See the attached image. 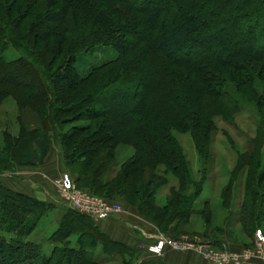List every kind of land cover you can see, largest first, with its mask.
I'll return each instance as SVG.
<instances>
[{
  "label": "rangeland",
  "instance_id": "rangeland-1",
  "mask_svg": "<svg viewBox=\"0 0 264 264\" xmlns=\"http://www.w3.org/2000/svg\"><path fill=\"white\" fill-rule=\"evenodd\" d=\"M36 1L0 0V26L2 25L6 29L0 31V38L6 37L5 31H8L9 27L18 26L12 22L14 17L16 19L21 18L22 23L25 25L19 32L14 30V33L19 39H26L30 26L35 24L33 23L35 20L42 17L36 14V7L34 6ZM45 1L49 3L51 0ZM59 1H64V4L60 6L51 5L52 9L57 10L66 7L70 8L68 12L73 9H76V12H74L72 18L66 12V19L70 22L68 26L71 29L69 35L67 33V35H64L65 28L63 26L57 27L55 29L56 34L50 41L55 43L57 39L67 37L68 42L80 44L79 54L77 55L79 57L76 63L80 72L89 70L93 65L103 61L117 58L121 54V45L108 46L107 41H103L102 44L95 43L101 30H104L103 36L105 38H111L108 39L109 42L112 39H118L121 43L120 40L131 39L132 31H135L137 36L143 37L146 33L144 29L147 20L146 11L151 5L156 2L164 4V21L171 18L173 13H177L178 7V5L170 4L171 0ZM70 3H72V6H70ZM106 10L110 12L108 11V13ZM26 13L27 15H25ZM40 20L42 22V18ZM40 22L39 25L32 26L35 32L33 36L41 34L47 26L57 24L56 19L50 22L43 21L41 24ZM161 33V30H157L154 36L150 37V40L141 44V47L127 52L128 57L124 59V62L122 61L121 66L117 67L119 79L138 76L139 73L135 72L136 69L133 65L140 61L139 58L142 56L146 61L145 64H142L144 68L146 64L147 66H154V61H147V58L148 56H160L156 52H152V49L155 48L152 41L160 37ZM257 36L254 45L247 43L253 51H258L261 47L259 42L264 39V32H260ZM204 39L205 36H201L199 40L202 43L206 40ZM235 41L234 38H231V46L224 51L225 56L233 51L232 47ZM6 42L5 47H0V58L14 61L23 57L33 62L37 67L40 60L39 56H27L15 42H9L8 40ZM51 42H42L40 46H52L51 48H53ZM88 43L95 47L86 48L85 46ZM200 46L197 43L192 47V50H196ZM70 52L71 50L65 49L63 53L69 54ZM23 67L17 71L14 69L15 75L22 72ZM38 69L42 81L34 84L35 87L28 92V95L31 94V98L24 95L22 99L23 95L21 93H18L20 96L18 97L7 90L0 91V181L13 191L48 204L47 209H45L46 213H44L38 225L33 228L31 234L28 235L29 241L32 240L33 244H38L39 249H42L43 253L46 254L50 252L54 245L63 246L61 240L51 241L50 238L59 228L68 229L71 226L69 222L73 216L68 213V210L73 208L63 201L56 184L59 179L69 176L78 190L95 195L105 201L119 203L122 206V212L119 215L127 216L135 212L139 214L143 219L142 223L146 224V228L156 231L154 237L148 239L147 243L154 242L160 236L176 239L198 237L210 243L213 248L230 250L234 255L245 250L253 251L256 253L255 257L252 261L250 259L248 263L264 264V248L259 250L257 246V233L258 230L264 231V219L253 223L250 216L251 210L258 213L260 207L264 210L263 200L259 199L257 201L252 196L253 183H251L252 170L250 169L251 165H254L253 168L257 169V174L260 175L258 160L262 161L263 166L261 168L264 167V59L254 61L250 57H245L237 59L232 65L216 66V64H210L207 67V75L210 76L207 85L214 90L225 92L231 99H234L233 104L237 103L239 110L232 115L225 114L214 117L209 123H206L203 129L201 127L197 129L195 120L199 96L203 88H206L203 84L205 75H202V79L197 74H190L187 68L173 67L171 71L174 79L173 83L164 92L166 97L170 98L169 100L176 99L185 103L186 110L179 111L182 114L178 113L179 117L182 118L180 122L184 121L183 126H172L171 119H168L165 115L152 121L154 130L156 124L160 122L164 125L168 124L167 129L170 133L161 131L157 132L155 136L159 135V140L163 141V145L166 144L165 147L170 149L169 154H172V160L169 159L167 161L169 163L162 164L159 162L160 156L158 154L154 156L157 163L155 160L144 161L147 165L139 171L134 179V190H138V193L133 192L127 195L120 194V191L113 192L109 188H102V183L100 184L97 179L95 182L94 174L85 173L88 169V161L82 156V151L79 150L80 147L84 148L81 144L83 136L91 135L94 130L102 126L103 121L86 119L81 113V109H73L69 113L62 114L64 118H71L72 121L60 128L57 127V131L49 133L50 149L42 163L19 165L18 155L22 152L24 140L27 138L26 134L34 129L44 128L43 121L45 117L42 112L45 108L40 107L43 106V100L49 101V103L46 102V105L43 103L45 106L51 104L50 107H52L58 104V107H63L59 101L57 102L56 94L51 91L52 78L49 77V72L42 63ZM52 70H54L53 67ZM185 73L188 76H185ZM66 75L67 72L62 77H66ZM68 80L71 82V79H65V82H69ZM246 80L248 81L246 82ZM27 82L22 85L23 88H30L31 85ZM104 84L107 85L105 86L107 89L112 88L108 86L110 80H107ZM44 90L49 91L48 97L45 93L43 94ZM41 91L42 97L37 95ZM34 93L36 95L32 99ZM173 106L178 105L173 104ZM119 118L121 117L119 116ZM149 121L144 120L143 122ZM79 126L89 127V129L76 137V143L67 146L60 136L64 133L76 136ZM138 128H141V126ZM121 129V135L115 141V159L109 157V162H112L111 167L103 172L100 177L101 182L109 181V179L119 174L128 158L135 153L132 143L138 140L137 138L144 137V133L138 132L135 127L128 125L126 128ZM205 129L209 132H205ZM169 135L171 141L174 139L178 143V151L176 147L171 149L170 141L168 142L167 139ZM248 152H255L254 155L249 156L251 157L249 168L244 165L246 163L244 157ZM152 159L154 158L152 157ZM179 160H183L186 164L183 165L184 162L180 164ZM177 163L179 168L175 171L171 166L173 164L177 165ZM156 174L159 177L167 176L169 182L153 191V186H146V184ZM111 182H114V178ZM263 186L264 183L259 187L257 185V188L262 190ZM7 200L11 202L10 199ZM152 202L154 203L153 207L150 206ZM18 204L24 205L22 202ZM30 208L32 209V205ZM143 209L144 214H142ZM184 210H187V212L184 213ZM182 211L183 215L181 216L180 212ZM25 214L27 219L32 216L28 212ZM67 214H69V217L64 221ZM81 214L88 219L83 221V219L76 218L79 222L83 221L86 224L83 231H81L83 234L73 233L66 240H71L69 244L71 246L84 247L89 250L92 256L98 257L102 262L100 264H159L157 262H163L167 259L166 254L168 251L182 256L197 254L210 264H216L196 251H175L169 248L164 256L148 254L143 249V243L133 252L124 248L120 251L119 246L106 243L100 234L101 232L107 235L105 232L107 228L103 222L110 221L114 217L112 214L103 216L100 219ZM171 217L173 221H169ZM13 235L16 236V233L0 232V238L2 236L11 238ZM15 244L17 245V243ZM236 248L239 250H236ZM86 264L91 263L87 262Z\"/></svg>",
  "mask_w": 264,
  "mask_h": 264
},
{
  "label": "trees",
  "instance_id": "trees-1",
  "mask_svg": "<svg viewBox=\"0 0 264 264\" xmlns=\"http://www.w3.org/2000/svg\"><path fill=\"white\" fill-rule=\"evenodd\" d=\"M171 2L169 3L178 5V7L177 13H173L168 20H163V3L156 2L146 11L147 20L144 28L146 33L143 37L137 36L135 31H132L131 39H123L119 43V40L115 38L116 40L112 39L109 42L108 39L110 37L105 38L103 36L104 30H101L95 43L102 44L103 41H107L108 46L121 45V54L117 58L103 61L93 65L89 70L81 72L76 64L79 57L77 55L79 54L80 44L68 42L67 37H61L55 43L50 41V39L54 38L57 27L63 26L65 28L64 35L71 31L70 26H68L70 22L66 19V12L70 8L65 7L54 10L51 7V5H63L64 1L51 0L47 3L44 0H37L34 6L36 7V14L42 16H40L42 22H50L56 19L57 24L47 26L41 34L33 36L35 32L32 26L39 25L41 21V18H38L33 22L35 24L30 26L25 40L19 39L14 33V30L19 32L25 26L24 23H22L21 18L16 19L13 17V24L18 26L9 27L8 31H5L6 37L0 38V47H5L7 40L15 42L25 55L39 56L40 60L36 67L33 62L23 57L14 61L0 58V91L7 90L18 97H20L18 93H21L23 95L22 99L24 95L31 98V94L28 95V92L35 87L34 84L42 81V76L38 69L42 63L49 72V77L52 78L50 83L51 91L56 94L57 102L59 101L63 105V107H58V104L52 107H50L51 104L45 106L49 101L43 100V106L40 107L45 108L42 112L45 117L43 121L44 128L34 129L26 134L27 138L24 140L22 152L18 155L19 165L42 163L50 149L49 133L57 131V127L60 128L72 121L71 118H64L62 114L69 113L73 109H81V113L86 119L103 121L102 126L94 130L91 135L83 136L81 144L84 148L80 147L79 150L82 151V156L88 161V169L85 173L94 174L95 182L97 179L100 184L102 183V188H109L113 192L120 191L122 195L132 194L133 192L138 193V190H134V179L139 171L147 165L144 161L155 160L156 162L154 156L158 154L160 156L159 162L162 164L169 163L167 162L169 159L170 161L172 160V154H169L170 149L165 147L166 144L163 145V141L159 140V135L155 136L157 132H169L167 129L168 124L164 125V123L160 122L156 124L154 130L152 121L165 115L168 119H171L172 126H183L184 121L180 122L182 118L179 117V114H182L180 112L183 109L184 111L186 110L185 103L176 99L169 100L170 98H167L164 92L173 83L174 79L171 75L173 67L187 68L190 74H197L202 79V75H205L203 84L206 88H203L199 96L196 111L195 124L197 129H200V127L203 129L206 123H209L216 116L232 115L239 110L238 104H233L234 99H231L225 92L214 90L207 85L210 81V76L207 75V67L210 64H216V66L232 65L237 59L245 57H250L254 61L264 59V39L260 40L259 44L261 47L258 51H253L248 46V44L254 45L256 36H259L260 32H264V0H171ZM70 6H72V3H70ZM106 11L108 12L109 10ZM74 12H76V9L68 12L71 18L74 16ZM3 27L2 25L0 26V31L6 30ZM115 28L117 29V27ZM157 30H161L162 33L160 37L152 41L156 48V50L155 48L152 49V52H156L160 56H148L147 58V61H154V66H147L146 64L144 68L142 64H145L144 62L146 61L142 56L139 58L140 61L133 65L136 69L135 72L137 71L139 75L119 79L117 67L121 66L122 61L124 62V59L128 57L127 52L141 47V44L150 40V37L152 38ZM201 36H205L206 39L202 43L199 40ZM231 38L236 40L232 47L233 51L225 56L224 51L231 46ZM45 41L46 43L51 42L53 48H51L52 46H40ZM197 43L201 46L196 50H192V47ZM85 47L91 49L95 46H91V43H88ZM65 49L71 50V52L64 54ZM126 53L127 55H125ZM182 54L185 55L181 56ZM133 66L131 65V67ZM22 67L24 68L22 72L15 75L14 69L17 71L22 69ZM52 67L54 70H52ZM66 72V77H62ZM184 75L186 76L187 74L185 73ZM65 79H71V82L69 80V82H65ZM107 80H110V85L108 86H111V89L110 87L108 89L105 87L107 85L104 83ZM27 81L31 85L30 88H23L22 85H25ZM48 92L44 90L43 94L45 93L48 97ZM35 93L32 94L34 95L32 99H34ZM37 95L41 96L42 91ZM173 104L178 106L174 107ZM144 120L150 121L144 123ZM128 125L135 127L138 132L144 133V137L137 138L138 140L132 143L135 153L128 158L127 163L119 174L113 177L114 182H111L113 178L109 179V181L101 182L100 177L103 172L111 167L110 164L112 162H109V157L111 156V159H115V141L121 135V128H126ZM140 126L141 128H138ZM88 129L89 127L79 126L76 136L64 133L60 137L63 138L67 146H72V144L76 143V137H79L81 133L86 132ZM206 131L207 129H205ZM167 139L168 142L170 141L171 149L176 147L178 151V143L174 139L171 141L170 135ZM254 153L248 152L244 157L246 161L244 165H247L248 168L251 159L249 156L254 155ZM179 162L181 164L184 161L179 160ZM185 164L184 162L183 165ZM253 166L251 165L250 168L252 170L251 183H253L252 196L257 201L259 199L263 200L264 205V188L262 190L257 188V185L259 187V185L264 183V167L261 168L263 166L262 161L258 160L259 175L257 174V169L253 168ZM172 167L176 171L179 168V164H173ZM168 182L167 176L159 177L156 174L147 182L146 186L152 185V190L156 191L168 184ZM7 199H10L11 202H8ZM20 202L24 203V205L18 204ZM31 205L32 209L30 208ZM47 205V202L13 191L0 181V232L9 231L13 234L16 233V236L13 235L11 238L5 236L0 238V264L102 263L98 257L92 256L89 250L84 247L71 246L69 245L71 240H66L73 233L83 234L81 231L86 225L83 221L88 220L85 215L73 209L68 210V213L73 216L69 222L71 226L68 229L59 228L50 238L51 241L61 240L62 247L54 245L50 252L46 254L43 253L42 249H39L38 244H33L32 240H28V235L31 234L33 228L38 225L40 219L46 213ZM150 206L153 207L154 203H150ZM259 209V213L253 210L250 212L253 223L264 219V210L261 207ZM26 212L32 214L29 219L25 217ZM186 212L187 210H184V213ZM142 214H144V209ZM180 215H183V211L180 212ZM67 217H69V214L65 216L64 221L67 220ZM76 218L83 219V221L79 222ZM170 220L173 221L172 217ZM100 234L106 243L119 246L120 251L123 248L128 249L130 252L135 251V249L121 242L112 240L104 233L100 232ZM157 263L166 264L164 261Z\"/></svg>",
  "mask_w": 264,
  "mask_h": 264
},
{
  "label": "built area",
  "instance_id": "built-area-1",
  "mask_svg": "<svg viewBox=\"0 0 264 264\" xmlns=\"http://www.w3.org/2000/svg\"><path fill=\"white\" fill-rule=\"evenodd\" d=\"M56 184L63 201L80 213L100 219L108 214L114 216L122 212V206L119 203L105 201L95 195L78 190L69 176H64L62 179H59ZM257 236L258 249L263 250V232L258 230ZM143 244V249L148 254L164 256L166 250L169 248L175 251H196L216 264H249V260L251 259L252 261L256 254L253 251L245 250L243 252H237L234 255L230 250L215 249L210 243L198 237L176 239L160 236L154 242H145Z\"/></svg>",
  "mask_w": 264,
  "mask_h": 264
},
{
  "label": "crops",
  "instance_id": "crops-1",
  "mask_svg": "<svg viewBox=\"0 0 264 264\" xmlns=\"http://www.w3.org/2000/svg\"><path fill=\"white\" fill-rule=\"evenodd\" d=\"M46 193V192H45ZM142 217L137 214L114 215L105 224V232L114 241L121 242L133 249H138L141 243L147 242L148 239L154 237L156 231L146 228V224L142 223ZM100 224V223H99ZM102 226V225H101ZM236 250H239L236 248ZM181 254V253H180ZM166 264H208L202 256L197 254H187V256L179 255L178 253L168 251ZM210 264V263H209Z\"/></svg>",
  "mask_w": 264,
  "mask_h": 264
}]
</instances>
